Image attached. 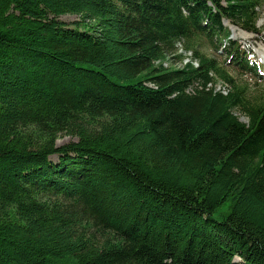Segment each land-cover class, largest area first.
Instances as JSON below:
<instances>
[{"label": "trees", "instance_id": "trees-1", "mask_svg": "<svg viewBox=\"0 0 264 264\" xmlns=\"http://www.w3.org/2000/svg\"><path fill=\"white\" fill-rule=\"evenodd\" d=\"M261 2L0 0V264H264Z\"/></svg>", "mask_w": 264, "mask_h": 264}, {"label": "rangeland", "instance_id": "rangeland-1", "mask_svg": "<svg viewBox=\"0 0 264 264\" xmlns=\"http://www.w3.org/2000/svg\"><path fill=\"white\" fill-rule=\"evenodd\" d=\"M255 10L257 16L255 21V28L256 30L259 29L257 33L247 32L241 29L237 25H229L228 22H226V24H228L229 26V35H230L229 37L231 38V40L237 43L242 49L245 50V52L248 53L247 57L251 62L252 61L254 62L256 60L263 67L264 65V0H262L261 4L257 7V9L255 8ZM60 19L61 21L66 23H71L73 21L78 20L76 15H65L62 16ZM215 45H217V43H215ZM210 48L212 47H210L209 45L206 44L203 45L204 52H209ZM213 50L216 53V56L215 54H213V57L220 64L224 63L223 61H225L227 55L225 53H222L220 49L218 52L214 48ZM179 52L182 53L183 51L181 52L180 50ZM189 54L190 52L182 53L183 60L181 65H185L186 63H189L190 61V59H188ZM191 62L193 65H195L194 61ZM169 65L170 62L168 61L164 62L163 64V66H169ZM227 69L234 77L237 78V80H240L244 83H249L254 92L258 93L264 91V71H263V79L261 81V80H257L251 74V71H246L245 68H239L238 66L235 65L233 66L232 64L229 63V67ZM223 87L226 88L228 87V85L223 82H221V84L219 83L216 85V88L219 90H221ZM235 114L239 115L241 121L247 122V119L244 116H242L240 113L235 112ZM70 140H72V138L69 135L62 134L59 138H57L56 144L62 145L69 142Z\"/></svg>", "mask_w": 264, "mask_h": 264}, {"label": "bare ground", "instance_id": "bare-ground-1", "mask_svg": "<svg viewBox=\"0 0 264 264\" xmlns=\"http://www.w3.org/2000/svg\"><path fill=\"white\" fill-rule=\"evenodd\" d=\"M178 50V49H177ZM189 56V55H188ZM182 60V59H181ZM192 61L196 62L194 66H197V61L195 59H193ZM182 64V63H181Z\"/></svg>", "mask_w": 264, "mask_h": 264}]
</instances>
